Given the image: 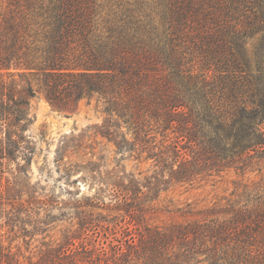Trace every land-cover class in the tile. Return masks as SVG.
I'll list each match as a JSON object with an SVG mask.
<instances>
[{
	"label": "trees",
	"instance_id": "obj_1",
	"mask_svg": "<svg viewBox=\"0 0 264 264\" xmlns=\"http://www.w3.org/2000/svg\"><path fill=\"white\" fill-rule=\"evenodd\" d=\"M29 78L58 109L95 100L97 134L147 167L59 229L60 203L0 177V264H264V0H0V172L24 178ZM230 173L221 203H156Z\"/></svg>",
	"mask_w": 264,
	"mask_h": 264
},
{
	"label": "rangeland",
	"instance_id": "obj_2",
	"mask_svg": "<svg viewBox=\"0 0 264 264\" xmlns=\"http://www.w3.org/2000/svg\"><path fill=\"white\" fill-rule=\"evenodd\" d=\"M28 80L36 92L29 99L32 122L25 130V136L34 147L29 175L28 178L20 177L17 163L2 161L1 185L4 186L7 180L17 181L18 189L23 193L29 191L33 200L42 199L47 203L48 197H51L53 202L50 203H60L58 208L61 210H53V215H63V220L53 224L59 229L61 225L63 228L68 224L73 215L72 207L76 203L90 202L97 193H102L106 199L110 198L106 188L109 176H122L121 171L137 174L147 165L138 163L128 155L115 154L113 146L97 134L103 114L95 100H81L74 108L61 110L45 99L39 89L38 83L41 80ZM13 81L19 85L17 89H20L26 79L22 81L14 77ZM60 158L62 161H58ZM67 162L72 166L65 171ZM235 179L230 173L222 180L210 181L199 187L171 186L167 191L159 193L156 203H161L163 207H168L170 203L174 207L186 203H221L222 199L228 198L233 192L232 183ZM27 198L28 195L24 194L22 201ZM163 216L161 218L165 219L166 216Z\"/></svg>",
	"mask_w": 264,
	"mask_h": 264
}]
</instances>
